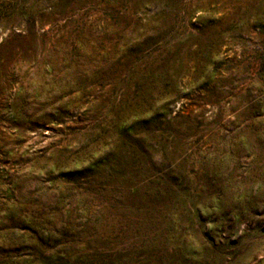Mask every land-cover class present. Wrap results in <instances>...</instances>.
<instances>
[{
	"label": "rangeland",
	"instance_id": "rangeland-1",
	"mask_svg": "<svg viewBox=\"0 0 264 264\" xmlns=\"http://www.w3.org/2000/svg\"><path fill=\"white\" fill-rule=\"evenodd\" d=\"M0 264H264V0H0Z\"/></svg>",
	"mask_w": 264,
	"mask_h": 264
}]
</instances>
